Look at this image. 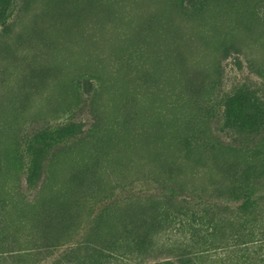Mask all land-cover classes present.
<instances>
[{
	"label": "rangeland",
	"instance_id": "374dc122",
	"mask_svg": "<svg viewBox=\"0 0 264 264\" xmlns=\"http://www.w3.org/2000/svg\"><path fill=\"white\" fill-rule=\"evenodd\" d=\"M236 92L264 104V0H0V264L87 238L113 249L84 264H212L264 232Z\"/></svg>",
	"mask_w": 264,
	"mask_h": 264
},
{
	"label": "trees",
	"instance_id": "16d2710c",
	"mask_svg": "<svg viewBox=\"0 0 264 264\" xmlns=\"http://www.w3.org/2000/svg\"><path fill=\"white\" fill-rule=\"evenodd\" d=\"M224 117L225 123L229 127L236 128L237 130H240L244 133H255L258 132L262 125H264V104L258 103L256 100L250 98L245 92H236L231 97H229L226 103ZM248 168H253L256 170V165H250ZM261 168V171L257 173L261 174L263 173L262 171H264V157L263 160H261ZM35 173V169L30 172V182L34 178ZM244 187L245 186H243V188ZM143 223L144 222H142V224ZM261 232L251 231L247 235L248 240H246L244 236H237V238H239V242L235 243L232 248L238 247V249L235 251H231V254L227 252V255H224L225 257L224 259H222L223 261L221 260V262L219 258H216V261H214L213 259L212 264H215L217 261L220 262L218 264H264V232ZM147 233V230H145V237ZM259 234L260 238L257 239L255 235ZM55 240L57 241L56 238ZM144 243L146 244V246H144L143 249L141 248V252L147 255L148 252L152 251L153 246L150 244V241ZM249 243L250 245L247 246V244ZM98 244L94 240L87 238L84 241V245L78 244L76 245V247H70L69 250L63 254L67 262L66 264H84V262L86 261L85 259L88 257L107 258L109 256V249H113L112 246L110 245L108 248V245L106 244L103 246ZM55 246H57V244ZM241 246L244 248H242ZM105 252H108V255H106L107 253ZM79 254L84 255L81 258L80 256L78 257ZM207 259L208 256L201 252L176 253L174 258L156 261L153 264H208L206 262Z\"/></svg>",
	"mask_w": 264,
	"mask_h": 264
}]
</instances>
